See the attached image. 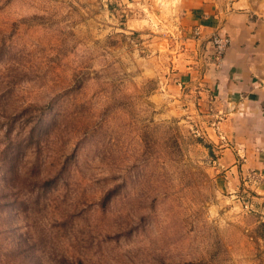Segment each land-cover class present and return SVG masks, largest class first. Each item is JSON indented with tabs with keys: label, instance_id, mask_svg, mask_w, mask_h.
Wrapping results in <instances>:
<instances>
[{
	"label": "rangeland",
	"instance_id": "obj_1",
	"mask_svg": "<svg viewBox=\"0 0 264 264\" xmlns=\"http://www.w3.org/2000/svg\"><path fill=\"white\" fill-rule=\"evenodd\" d=\"M191 1L0 0V264H264V177L174 110Z\"/></svg>",
	"mask_w": 264,
	"mask_h": 264
},
{
	"label": "crops",
	"instance_id": "obj_2",
	"mask_svg": "<svg viewBox=\"0 0 264 264\" xmlns=\"http://www.w3.org/2000/svg\"><path fill=\"white\" fill-rule=\"evenodd\" d=\"M188 8L201 33L198 60L180 75L174 110L206 121L212 170L237 189L247 176L264 177V0H192ZM215 35L231 40L221 59Z\"/></svg>",
	"mask_w": 264,
	"mask_h": 264
},
{
	"label": "built area",
	"instance_id": "obj_3",
	"mask_svg": "<svg viewBox=\"0 0 264 264\" xmlns=\"http://www.w3.org/2000/svg\"><path fill=\"white\" fill-rule=\"evenodd\" d=\"M195 30H196L195 35L197 36V38H200V34H201L200 31L198 29ZM211 43L213 44L217 58L221 59L224 56L227 49L230 47L231 40L227 36L223 37L220 35H215L213 36Z\"/></svg>",
	"mask_w": 264,
	"mask_h": 264
}]
</instances>
